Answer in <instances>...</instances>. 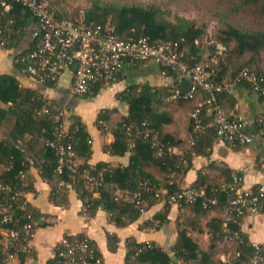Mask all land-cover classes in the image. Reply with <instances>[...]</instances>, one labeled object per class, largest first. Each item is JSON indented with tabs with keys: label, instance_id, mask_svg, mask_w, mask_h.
Returning a JSON list of instances; mask_svg holds the SVG:
<instances>
[{
	"label": "trees",
	"instance_id": "obj_1",
	"mask_svg": "<svg viewBox=\"0 0 264 264\" xmlns=\"http://www.w3.org/2000/svg\"><path fill=\"white\" fill-rule=\"evenodd\" d=\"M50 2L52 3L51 0ZM52 5L54 6L53 3ZM244 5L254 6L257 12L264 14V0H239L235 8ZM95 8H97L96 12L85 13L87 23L111 24L115 34L121 39L147 36L152 43L163 40L178 41L188 50L183 55V60L189 66L199 62L204 64L209 71H212L214 80L232 78L242 68L253 70L264 77V67H248L258 62L261 52L264 51V31L245 30L226 24L225 28L218 30L216 42L213 46H208L211 51L204 56V47L199 43L204 29L195 26L191 19L162 10L155 4L121 6L104 4ZM12 14L13 26L18 28V33L7 36L3 48L15 50L13 65L20 70L23 64L15 58L30 48L31 37L28 33L33 28L35 19L30 11L20 4L13 5ZM26 37L29 40L26 46L22 47L21 42L26 40ZM231 43L233 44L232 52L236 57L247 52L249 58L244 62L246 66H238L227 71L229 67L227 51ZM137 62L144 61L134 60L128 63ZM160 70L164 75L170 76L175 83L177 99L189 101L199 97L198 103L203 101L204 92L200 88H195L192 98L183 97L192 88V84L181 77L177 69L171 66H160ZM44 83L48 86L55 85L53 82ZM237 87L247 88L248 91L256 94L264 105V94L254 92L248 82L241 81ZM99 89L100 87L95 85L90 92L81 95L94 96ZM231 92L223 91L218 94L225 110L224 105L232 107L234 104ZM166 95L146 84L130 85L121 91L117 98L126 102L128 111L126 115L116 120L112 130L114 139L104 148L109 153L118 155L130 151L129 162L127 165L116 166H109L103 162L91 165L88 162L91 154V140L79 116L56 102L45 99L37 91L21 86L13 75L0 73V103L5 105L4 108L0 107V118L6 112L13 116L8 132L0 135V164L2 165L0 179L12 187L10 191H0V206L5 202L11 203V221L1 223L0 213V229H18L20 236H24L26 224H31L33 228L37 226L41 215L27 203L24 197V193L32 189V180L27 173L24 177L20 176V171L33 166L50 184V199L57 205L66 204L69 186L76 192L82 205H86L88 216H92L98 208H102L108 212L110 221L116 226H125L135 221L145 208L162 200L164 208L152 216L153 220L158 221L154 228L167 222L166 215L170 205L167 202L168 196L174 190L181 188L180 178L191 167L192 158L195 155L208 156L218 136L211 113L208 107L202 104L200 116L204 126L193 131V123L189 117L187 147L179 153L172 152L171 147L177 146L178 140L171 133L161 129L162 124L169 121L167 113L160 110L162 99ZM45 106L48 108L58 106L59 109L63 108L64 112L57 115L58 110H51L49 114L37 115V112ZM112 111L114 109L100 110L96 120L103 122ZM261 121H264V111L255 122L254 130L247 132L257 138L256 142H264V135H259V131L264 128ZM60 125L64 130L63 142L70 145L74 158L78 161L74 172L63 165L58 173L59 155L46 144V139H55L54 133ZM17 139L22 141L24 152L15 148ZM29 159L33 161L32 166H28ZM88 173L96 175L98 183L86 188L85 181ZM223 173L228 182L231 179V172L224 169ZM144 185L149 189L143 190ZM191 185L196 187L203 185L204 195L184 206L190 209V212L195 211L199 216H204L210 209L217 206H224L225 209L228 193L220 184L207 182L206 173L203 170L197 171V177ZM18 190H22L23 194L15 195ZM156 192L157 195H155ZM12 196L15 198L12 199ZM205 198L209 200L204 201ZM145 224L152 225L149 220ZM186 225L185 220L177 223V239L171 247L173 256L153 242L145 246V243L127 239L124 264H241L246 254L252 250L250 242L240 230V224L233 222L231 218L222 219L211 216L207 220L205 226L209 234V246L205 249H201L188 234ZM234 231L244 236L243 241L224 240V236H232ZM4 237L5 243H2ZM75 237L79 238L80 235ZM217 242L232 244L229 249L231 254L226 258L228 262L214 258V248L211 245ZM107 243L110 250H115L117 245L115 235L107 233ZM58 245L57 243L54 255L47 264H55ZM23 252L25 251H15L14 245L0 233V264H7L10 255L22 256ZM237 252L239 253L236 254ZM97 254L101 255L98 249Z\"/></svg>",
	"mask_w": 264,
	"mask_h": 264
},
{
	"label": "crops",
	"instance_id": "obj_2",
	"mask_svg": "<svg viewBox=\"0 0 264 264\" xmlns=\"http://www.w3.org/2000/svg\"><path fill=\"white\" fill-rule=\"evenodd\" d=\"M28 34L30 35V31ZM26 38L21 42L22 47L26 46L29 40ZM14 53L13 49L0 48V73L13 75L21 86L37 91L45 99L56 102L79 116L91 140L89 164L95 165L100 162L109 166L128 164L130 151L118 155L109 153L104 147L114 139L112 130L116 120L127 114L128 105L120 101L117 95L130 85L146 84L167 94L162 99L160 110L167 113L169 121L163 123L161 129L171 133L178 140L177 146L171 147L172 152L179 153L187 147L190 112L200 99L199 97L189 101L177 99V89L172 78L161 73L160 66L154 61L126 63L115 83L100 88L94 96H84L69 92L70 71L64 72L57 84L48 86L16 69L13 65ZM231 94L234 97L233 106L224 107L227 112L241 116L245 121V131L250 133L263 113L264 105L256 94L245 87H237ZM0 107L4 108L5 105L0 103ZM103 109L114 111L110 112L103 122H98L97 114ZM12 122L13 116L8 112L0 118L1 136L8 132ZM224 169L231 174L243 169L241 187L245 190L264 185V146L256 141L246 145H231L217 139L208 156L195 155L192 158L191 167L180 178L179 185L184 187L193 184L198 170L206 173V180L210 184L222 185L227 182ZM26 173L32 180V189L24 193L25 200L41 217L33 230L27 250L22 256L13 254L8 257L7 264H47L54 255L56 244L64 235L87 236L95 243L104 264H124L127 239L140 243L153 242L173 256L171 247L177 239V223L185 220L188 234L201 249H205L209 246V234L205 226L207 220L211 216L227 218L224 206H217L210 209L206 215L199 216L195 211L190 212L187 207L181 209L177 204H170L166 215L168 221L154 228L158 221L153 220L152 216L165 206L161 200L145 208L135 221L125 226H116L110 221L108 212L102 208H98L92 216L85 215L82 212L81 200L69 186L66 204L53 203L50 199V184L42 178L39 170L33 166L29 167ZM201 187L203 188V185ZM147 220L152 225L145 224ZM240 230L250 243L260 244L264 248V203L258 213L247 214L242 218ZM107 233L117 238L115 250L109 249ZM5 239L4 237L2 243H5ZM231 245L224 242L211 245L214 248V258L223 262L231 254L229 250Z\"/></svg>",
	"mask_w": 264,
	"mask_h": 264
},
{
	"label": "built area",
	"instance_id": "obj_3",
	"mask_svg": "<svg viewBox=\"0 0 264 264\" xmlns=\"http://www.w3.org/2000/svg\"><path fill=\"white\" fill-rule=\"evenodd\" d=\"M14 4H20L30 11L35 24L30 30L31 46L21 53L15 60H20L23 67L20 71L26 76L39 82H53L57 84L61 75L71 72V89L74 94H85L91 91L92 86L108 87L115 83L126 63L134 60L154 61L160 66H171L178 70L180 76L189 80L192 88L183 97L192 98L195 88L204 92L203 101L198 103L190 112L193 131L201 129L204 124L200 116V106L205 104L216 126L218 140L231 145H246L257 141L255 136L245 131V121L239 115L227 112L221 105L218 94L223 91H232L241 81L248 82L254 92L264 94V77L253 70L242 68L232 78L214 80L212 71L204 64L194 63L188 65L183 55L188 52L187 47L178 41L163 40L158 43L150 42L147 36L136 39H121L111 24H89L85 20V13L80 11L76 17L61 14L52 5L50 0H0V48H3L6 37L18 33L13 26L12 9ZM75 65L73 69L72 66ZM51 110H58L61 115L64 109L58 106L43 107L37 112L49 114ZM264 127V121H261ZM55 139H46V144L59 155L57 172L65 165L69 171L74 172L78 161L70 145L64 144V130L60 125L55 133ZM264 135V128L259 131ZM264 146V142H261ZM15 148L24 152L22 141H15ZM33 161L28 160V166ZM27 170L20 171L24 177ZM235 171L231 179L221 187L228 193L225 206L227 219L241 224L242 218L247 214L258 213L264 202V185L245 190L241 187L242 172ZM98 183L96 175L86 174L85 187L89 188ZM143 190H148L143 186ZM12 187L0 179V191H10ZM23 194L22 190L15 195ZM157 195V192L155 193ZM204 195L203 188L192 185L174 190L167 199L169 204H177L179 208L193 203ZM12 199L15 196L11 197ZM209 200L205 198L204 201ZM212 202H214L212 200ZM82 212L86 214V205H82ZM1 223L11 221V203L5 202L0 206ZM24 236H20L18 229H0V233L14 245L15 251H26L29 238L34 228L31 224L24 227ZM70 236V237H69ZM64 235L58 242L55 264H104L102 256L97 254L96 245L85 235ZM238 231L232 236H224V240L243 241ZM252 250L246 254L241 264H264V248L257 243H249ZM150 242H145L149 246ZM237 252L236 254H238ZM11 256V255H10ZM223 262H228L224 259Z\"/></svg>",
	"mask_w": 264,
	"mask_h": 264
},
{
	"label": "rangeland",
	"instance_id": "obj_4",
	"mask_svg": "<svg viewBox=\"0 0 264 264\" xmlns=\"http://www.w3.org/2000/svg\"><path fill=\"white\" fill-rule=\"evenodd\" d=\"M57 10L67 16L84 13L96 12V6L104 4L111 5H131V4H155L160 9L169 11L191 19L195 26L204 29L203 36L199 43L204 47V56L211 50L208 46H213L216 42L218 30L225 28L226 24L245 30L264 31V14L257 12L254 6L244 5L235 8L239 0H51ZM235 8V9H233ZM233 44L228 46V70L231 71L238 66H243L249 58V53L245 52L240 57H236L232 52ZM213 51V50H212ZM258 62L248 66L255 68L264 67V51L261 52ZM246 66V65H244ZM69 92L72 89L69 88Z\"/></svg>",
	"mask_w": 264,
	"mask_h": 264
},
{
	"label": "water",
	"instance_id": "obj_5",
	"mask_svg": "<svg viewBox=\"0 0 264 264\" xmlns=\"http://www.w3.org/2000/svg\"><path fill=\"white\" fill-rule=\"evenodd\" d=\"M72 68L74 69L75 68V65H73Z\"/></svg>",
	"mask_w": 264,
	"mask_h": 264
}]
</instances>
